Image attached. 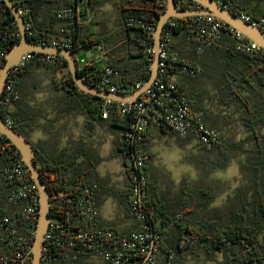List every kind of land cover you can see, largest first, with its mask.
<instances>
[{"label":"trees","instance_id":"obj_1","mask_svg":"<svg viewBox=\"0 0 264 264\" xmlns=\"http://www.w3.org/2000/svg\"><path fill=\"white\" fill-rule=\"evenodd\" d=\"M12 1L23 12L26 23L30 24L32 34L28 37L34 44L52 46L55 39H59L69 41L73 46L72 52L82 50L86 54L95 53L79 69V75L86 83L97 86L98 76L107 66L118 70L114 84L127 86L149 80L151 69L146 70L145 54L147 47L154 46L153 32L142 26H129L128 20L153 25L156 30L161 13H158L152 0H136L135 4L120 7L118 24L123 40H116V47L111 48L108 31H99L100 22L95 14L90 17V11L98 0ZM225 1L233 13L243 12L252 21H263L261 27L264 30L263 4L253 0ZM79 7H84L85 11L74 19L56 13L57 10L66 8L77 11ZM197 7L200 5L191 0L189 6L180 9ZM172 20L176 26L170 29V48L178 52L183 62L199 69L195 74L171 72L179 76L178 88L192 107L186 85L189 80H205L207 87L203 89V102L208 108L217 109L224 115L223 127H220L218 115L217 118H209L203 114L206 124L219 132L222 143L208 148L198 142L201 150L217 153L218 158L217 161L207 160V164L212 165L192 187H184L180 194L174 195L165 193L157 184L151 183L150 178L148 180L142 209L148 215L151 229L158 236L155 259L157 264H188L189 261L195 264H264V52L256 54L241 51L231 28L223 29L220 40L200 52L196 37L201 17ZM122 36L116 38L120 39ZM20 38L13 15L0 0V51L8 53L20 42ZM99 45L103 47L104 57L108 58H104L105 66L97 65L99 57L96 54L102 52L97 48ZM4 64L5 59H0V70ZM38 71L46 73L51 86L46 98L41 101L33 97L40 81L30 80ZM12 78L15 90L10 97L11 101L7 103L4 100L0 105V116L2 119L10 117L15 123L13 128L26 137L22 128L24 121H28L26 124L31 129H41L49 135L51 140L33 145L37 167L49 171V176L43 177L49 192L80 191L98 184L99 199L102 178L97 167L101 160L93 158L83 139L70 140V134L65 136L67 128L63 125L56 126L59 119L67 115H82L86 120L85 128L90 131L99 125H106L114 132L115 155L122 160L128 176L123 203L133 215L130 204L131 179L126 158L139 149L150 158L146 151L150 128L142 144H128L125 136L135 123L133 115H122L118 103L114 102L107 108L108 116L104 118L105 100L82 94L70 76L68 62L60 56L33 55L24 68L12 72ZM20 95L27 98V104L19 99ZM32 98L35 103L30 105ZM12 105L16 107V111L10 109ZM40 118L44 123H39ZM232 124L240 127H233ZM159 127L180 140H194L193 136L182 138L163 126ZM239 154L243 158L240 161L241 176L250 186L246 190L237 188L224 209L214 208L212 203L221 194L222 188L210 178V173L218 167H226ZM11 159L8 152H0V216L15 217L20 206L6 203L14 186L4 174ZM147 164L148 162L145 170L148 171ZM133 217L135 218L134 215ZM106 229L120 234L116 229ZM140 230L139 224L134 231ZM22 231L19 229L20 233ZM15 250L16 247L11 245H0V255L10 254ZM49 253L52 257L50 264H93L97 259L85 252L74 259L73 250L64 247L52 246ZM219 255L222 260H218ZM99 260L100 264H106Z\"/></svg>","mask_w":264,"mask_h":264},{"label":"built area","instance_id":"obj_2","mask_svg":"<svg viewBox=\"0 0 264 264\" xmlns=\"http://www.w3.org/2000/svg\"><path fill=\"white\" fill-rule=\"evenodd\" d=\"M213 1L230 10L225 0ZM152 3L155 4L158 13L162 14L164 12L166 0H152ZM190 3L191 0H176L179 10L189 6ZM195 9H202V6L200 5ZM84 11V7H79L77 11L66 8L57 10L56 13L59 16L74 19ZM20 13L23 15L22 11ZM237 15L253 25L259 27L263 25V21H252L251 17L243 12ZM201 19L196 37L200 52L220 40L223 29L231 28L217 19L207 17H201ZM128 24L129 26H142L153 33L155 32L153 25H143V23L134 19H129ZM167 24H169V27L164 29L162 35L158 77L145 90L139 101L118 103L122 115L132 114L135 119L132 130L126 134L125 140L128 144H142L145 141L147 130L154 124L163 126L182 138L193 136L196 141L208 148L218 146L222 143L219 132L206 124L202 114L193 110L188 98L178 88L177 82L170 78L171 72L182 71L195 74L199 69L183 62L178 52L170 48L172 37L170 29L175 27L176 23L170 20ZM26 28L27 34L31 35L30 24L26 23ZM231 31L239 41L241 51L256 54L264 52L260 45L244 34L233 28H231ZM52 46L70 51L73 49L69 41H60L59 39H55ZM82 52V50L72 52L73 59L79 69L87 63V58L79 57ZM6 55L7 52L0 51V59H5ZM32 56L33 54L22 56L17 67L12 69L5 85V95L2 102L4 100L7 103L10 102V97L14 93L12 72L24 68L32 59ZM145 61L147 63L146 70L151 69L154 61L153 45L147 47ZM117 76L118 70L107 66L104 72L98 76L97 86L95 87L113 95L131 96L145 84L138 82L127 86L117 85L113 83L114 78ZM105 102L106 110L103 117L107 118V108L114 102L107 100ZM2 120L8 127L13 128L15 123L10 117ZM0 152H8L12 158L4 170L7 180L14 183L6 203L7 205L20 206L17 216H0V234L2 235L0 245L6 244L16 247L14 252L0 255V264L14 262L16 264H31L39 220V192L20 152L1 132ZM126 161L131 179V209L135 219L141 226V230L119 234L98 225L100 215L98 184L87 186L80 191L53 192L51 193L50 220L45 234L42 264H50L52 257L49 252L52 246L71 248L74 259H77L81 252H85L88 256L105 261L106 264H157L155 253L158 251L155 247L158 236L151 229L148 223V215L142 209L144 193L148 186L145 170L148 156L143 150L139 149L129 154ZM46 176H49V171L42 170V177ZM19 229L23 231L20 233Z\"/></svg>","mask_w":264,"mask_h":264},{"label":"water","instance_id":"obj_3","mask_svg":"<svg viewBox=\"0 0 264 264\" xmlns=\"http://www.w3.org/2000/svg\"><path fill=\"white\" fill-rule=\"evenodd\" d=\"M13 15L20 33V42L14 45L7 53L5 64L0 70V105L5 95V85L12 69L17 67L22 56L26 54L60 56L68 62V70L77 89L85 95L97 97L103 100L116 103H134L140 100L142 94L158 77L160 52L162 50V35L167 23L172 19H187L191 17H207L217 19L226 26L231 27L247 36L250 40L260 45L264 50V30L256 25L244 21L232 11L218 5L213 0H193L202 6V9L179 10L176 0H166L165 10L157 20V27L153 33L154 38V61L151 65V76L144 86L131 96L113 95L107 91L98 89L86 83L79 75V68L73 59V53L68 49L54 46H40L34 44L28 37L26 22L23 15L17 9L12 0H2ZM103 51L101 45L97 46ZM94 52H87V58L94 55ZM103 56V53L101 54ZM0 132L11 141L20 152L24 163L31 172V177L39 192L40 209L36 237L33 244V260L31 264H42L45 234L48 229L51 211V193L47 183L42 177V170L36 165V151L33 144L19 130L8 127L0 116Z\"/></svg>","mask_w":264,"mask_h":264},{"label":"rangeland","instance_id":"obj_4","mask_svg":"<svg viewBox=\"0 0 264 264\" xmlns=\"http://www.w3.org/2000/svg\"><path fill=\"white\" fill-rule=\"evenodd\" d=\"M119 0H99L95 8H92V12L95 14L97 21L103 23L110 29H114L118 18V12L116 4L114 2ZM256 3L264 5V0H253ZM79 57L87 58L86 52L83 51ZM33 81H40L38 90L35 91L33 97L35 100L40 101L46 98V93L51 89L48 83V77L44 71H38L34 74ZM32 88V86H31ZM30 103L33 105L34 99H31ZM71 115L72 120H77L76 116ZM70 115H67L68 117ZM66 116V117H67ZM57 124H61L60 122ZM77 125V124H76ZM238 126L239 125H233ZM232 128V127H231ZM69 134H72V128L66 129ZM78 128L76 127V139L78 138ZM90 151L93 158L100 159L98 170L100 172H107V175H112L114 172L118 173L120 168H123V163L120 158L115 154L113 142L115 140L114 132L106 125H99L91 130ZM34 139H47L43 131L41 133H34ZM240 136V134H238ZM45 137V138H44ZM65 137V136H64ZM73 136H68V139H72ZM33 139V137H32ZM35 140V141H36ZM41 140V141H43ZM51 140V139H50ZM148 149L146 151L151 152V158H148V172L152 178L151 183H156L165 190L178 191L180 187H192L197 181L201 179L202 174L212 164H207V160L212 159L217 161V153H211L201 150L199 148L198 141L194 140H180L171 133H165L154 136L146 144ZM148 152V153H149ZM239 154L236 158H233L226 167H218L210 173V178L213 181H217L222 188L221 194L212 203V207L218 209H224L229 203V197L233 196L237 188L247 189L250 184L241 176L240 161L243 159ZM221 190V189H220ZM96 258V257H94ZM218 260H222V256L219 255ZM99 260V258L95 259ZM100 263L99 261H96ZM188 264H195L193 261H189ZM211 264V263H210Z\"/></svg>","mask_w":264,"mask_h":264},{"label":"crops","instance_id":"obj_5","mask_svg":"<svg viewBox=\"0 0 264 264\" xmlns=\"http://www.w3.org/2000/svg\"><path fill=\"white\" fill-rule=\"evenodd\" d=\"M99 1V0H98ZM116 4V9L118 12V18L116 21V26L114 29H110L109 27L105 26L103 23L100 22V26L98 27L99 31L105 30L108 31L107 35L109 36V40L111 42V47H116L115 42H117L116 40H123V36L120 34L121 33V27L119 26V19H120V7H122L123 5L125 6H129L132 4L136 3V0H119L114 2ZM95 8V7H94ZM94 15V13L92 12V10L90 11V17H92ZM119 34V35H117ZM116 36H122L120 39L116 38ZM178 40H182V39H178ZM103 53V56H101V54ZM123 53H121L119 56L121 57ZM97 56V65L100 66H105L106 64L104 63L105 60H107L108 58L104 57V52H98L96 54ZM116 56H114L115 58ZM105 58V60H104ZM170 78L174 79L176 82L179 81V76L176 73L170 74ZM186 87L189 89L188 92L190 93V98H191V102L193 104L192 108L195 112H198L200 114H206V116H208L209 118H213L216 115L219 116V123H220V127H223L222 124V119H223V112H220L217 109H211L208 108V106L206 105L205 101L203 102L202 100V93H203V89L207 87V84L205 83V80L203 79H198V80H189V82L187 83ZM19 99L24 102L23 104H27L28 100L27 98H24L23 96L19 97ZM41 101V100H40ZM30 105H32L31 103H29ZM10 109L12 111H16V107L14 105L10 106ZM216 116V118L218 117ZM52 117V115L50 116V118ZM77 120H72L73 124L70 127L71 124V115L68 117L65 116V118H61L59 119V122L61 124H56V126H61L63 125L65 128L69 129L72 128V134L70 132V135L73 136V139H76V127L78 128V138L83 139L85 144L87 145V149H89L90 151V144L92 143V140L90 137L91 136V131L89 128H85V117L82 115L76 116ZM26 120V119H25ZM44 120L42 118H40L39 123H44ZM28 122V121H26ZM26 122H22V128L23 130L26 132L27 134V138L28 140L33 144H37L38 142H40L41 140H43V138L41 139H34V133H41V129H31L30 127L27 126ZM77 124V125H76ZM221 129V128H220ZM44 132V131H43ZM168 133L164 132L159 126H151L149 131H148V142H150L151 138L153 139L154 136L157 135H161V134H165ZM44 134L46 135V137L48 138L49 135H47V133L44 132ZM69 134L68 131H66L65 136H67ZM33 137V139H32ZM45 138V137H44ZM36 140V141H35ZM47 140V139H44ZM43 140V141H44ZM147 142V143H148ZM147 150H150V147L148 149L147 146ZM148 151V152H149ZM149 155L151 154V152L148 153ZM151 158V155H150ZM149 170V169H148ZM97 171L100 175V177L102 178V182H101V189L99 192V210H100V215H99V219H98V225L104 228H112V229H116L118 231H120V233H129L132 232L134 230H136L138 228L139 223L137 222V220L133 217V215L127 211L126 205L123 203L124 202V196H125V192L128 188V176L125 170V167L120 168L117 172H114L112 175H107V172L102 171L100 172L98 170L97 167ZM146 174H147V178L150 181L152 180L150 173L146 170ZM156 184V183H155ZM158 185V184H157ZM159 186V185H158ZM165 193H170V194H180L183 190V187H180V189L178 191H172V190H165L164 188H162L161 186H159ZM99 261L101 263L100 260H96ZM95 260L93 262V264H100L97 263Z\"/></svg>","mask_w":264,"mask_h":264}]
</instances>
